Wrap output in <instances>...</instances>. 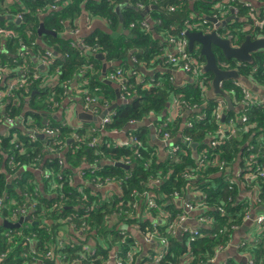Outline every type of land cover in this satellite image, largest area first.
Returning a JSON list of instances; mask_svg holds the SVG:
<instances>
[{
	"label": "trees",
	"instance_id": "trees-1",
	"mask_svg": "<svg viewBox=\"0 0 264 264\" xmlns=\"http://www.w3.org/2000/svg\"><path fill=\"white\" fill-rule=\"evenodd\" d=\"M2 1L0 0V7ZM30 1L26 0L27 9L30 8L28 14L20 8H15L16 11L13 8L6 11L0 8V15L7 14L14 17L22 15L23 17L20 23L8 19L0 21V29L16 32V36L10 39H4L0 35V50L3 49V52L0 53V68L5 67L10 70V68L17 67L16 54L26 48L21 44L27 45L26 39L32 34H34L32 38H35L40 20L31 7L33 9L38 6L44 7L55 2V0H33L30 7L28 5ZM252 1L264 3V0ZM71 3L57 9L44 21L47 30L60 32L63 29L62 21L74 22L84 11L88 12L90 18L107 21L110 30L97 31L88 37L86 42L95 49L88 51V57L81 56L79 50L72 49L68 41L61 37H44L46 48H52L54 51L48 50L55 54H53L55 61L50 69H47V72L52 73L56 69L59 72L60 81L58 80L57 85L52 87L54 92L52 89H37V82H34L28 100L26 97L29 87L16 93L17 100L8 98L3 101V105H0V125L11 118L17 120L24 116L27 117L26 121L30 119L27 121L26 131L13 129V133L17 135L14 142L11 138L0 137V199L4 200L0 207V264H54L55 258L47 256L49 251H53L55 254L63 253L68 263L74 260L78 262L83 257L81 262L84 264H105L104 262L113 253L112 248L119 243L121 238V236H117L113 242L111 239L109 240L116 234L105 225V216L109 214L110 210L120 207L124 211L131 212L132 210L123 207V201L129 205V202L137 200L144 211L146 209L144 196L149 193V195H154L153 200L156 203V208L149 212L150 216L155 218L160 212L168 210L166 212L171 216V219H174L177 215L186 212L182 208L174 209L173 202L178 201L179 197L187 198V184L194 187L195 192L200 191L207 196L206 202L209 207L198 212L200 213L198 219L209 217L215 224L208 227V225L199 223L200 226L191 228L199 230L201 236L196 241L190 242V232L182 231L180 234L177 232L169 234V224L161 219L156 220L162 224L160 232L167 240L168 246L167 253L164 254V258L159 264H208L215 258L217 247L223 245V250L228 248L232 242L233 232L246 222L245 218L248 213L252 215V212L258 211V214H264V180L255 182L253 186L245 187L258 188L256 200L252 201L250 198L240 200L238 194L241 186L237 182L231 184L229 181V178L232 177L236 179L237 173H226L217 177L218 169L211 164L197 172V179L190 180L185 177L190 172L184 174V170L195 167L197 164L195 156L183 140L178 142L183 150L176 157L160 161L156 157V152L148 146L145 137L147 135L146 128L139 127L129 131L130 142L122 146H116L115 142L110 139L101 141L97 135L101 131H115L124 128L130 122L139 123L153 117L157 124H160L164 120L166 121L169 113L177 110L179 117L170 127L172 136L175 137L180 132L183 116L187 114L186 122H193V126H186L182 135L188 136L192 142L198 143V154L208 151V155H210L211 152L216 154V151L212 150L210 143L206 140L210 139L211 134L219 129L218 121L222 123L220 124L222 127L230 120H236V126L242 130L238 132L237 136H228L219 148L220 152L218 150L217 153L231 166L241 150L245 148L240 169L244 170L250 167L245 162L248 158L246 149L249 145L260 147L261 142L264 145V109L257 106L248 108L247 103H244L246 102L245 92L249 91L253 100L261 103L263 100L258 98L245 82L235 79H227L222 82L223 94L209 96V91H213V74L205 72L202 70L203 68L200 69L197 76L188 75L191 80L185 86H179L168 70L176 71V69L164 64V53L166 51L169 53L170 37L177 41L184 38L181 32L185 28L186 20L193 18L194 26L191 31L211 33L214 31L215 20H225L226 22V19L232 16L233 7H236L239 13L232 21L226 22V25L218 28L217 33L221 37L232 36V43L235 46H240L247 36H251L252 39L264 37V26H255V22L252 20L253 18L260 21L264 19V4L257 7L252 2L245 0H71ZM247 3L251 4L253 11L246 7ZM216 5L220 9L215 7ZM172 7L175 9L171 10ZM224 7L226 10L222 11L221 8ZM224 13L226 14L223 15ZM119 27L120 30H118ZM245 28L248 31H245ZM35 47L37 51H45V48L40 45ZM213 50L223 69L237 70L242 77L250 80L260 89H264L263 51L253 53L251 62H241L235 59H226L220 49L216 47ZM188 51L199 57L198 61L201 65L205 63V58L201 55L199 48L194 47L193 51H190L188 47ZM31 52H34V49ZM86 58H88V65L85 64ZM131 62L136 67L144 69L159 67L167 70L164 71L160 81L155 80L150 84V81H147L140 72L130 69ZM107 65H109L107 71L110 74L123 70L124 77L127 79L128 90L125 93L127 100L126 104L124 103L122 106L115 103L117 100H122L120 84L117 83L119 78L112 81L108 74L104 80L100 79L99 71L103 66L106 68ZM222 65H226V67ZM84 66L86 67L85 71L88 70L87 75H84V78L88 79V97L106 106L107 112L116 111L112 122L104 127L94 125L91 128H94L92 133H90L91 129L88 131V145L87 143H77L72 139L76 133L82 135V131L68 128L55 121H52L51 127L55 128L52 131L57 135L40 138L43 135L35 127H41L40 132L43 133L51 128L49 125H43L44 121L36 120L41 117L38 114L39 109L43 108L49 112L50 107H53L54 104L61 105L66 98L68 88ZM38 73L46 75L43 71H38ZM133 73L135 75L131 76ZM8 78V76H4V81L0 83L1 91L7 88ZM114 83L118 85L117 88L113 86ZM227 96L230 97L237 109L230 110L228 108ZM38 98L43 102L39 106H37ZM220 100L224 102V119L217 121L215 111ZM26 102L29 103V106L26 105ZM89 104L93 105L94 102ZM245 113L249 118V123L246 124L250 127L249 130H246L245 125L240 123V119ZM164 114L166 116L159 119ZM93 119L96 120V118ZM73 132L75 133L73 134ZM32 133H34V138L31 139L29 135ZM35 134L40 136L35 137ZM137 137L141 144H138ZM131 139H136V141L132 142ZM93 141L96 143L92 146ZM64 142L66 143L64 147L68 149L65 158H50L44 165V172L53 173L50 182L46 181L44 177L46 183L44 187L43 183L38 184L37 180L36 182L33 180L35 186H31L30 181L34 177L29 172L9 181L8 177L13 174L12 172L22 169V166L38 163L40 159L43 161L48 152L58 151ZM248 142L249 145L246 146ZM133 145L139 148L138 154L134 153ZM20 151L23 154H20ZM7 155L14 157L17 155V159L12 165H10ZM62 158L64 165L61 162ZM256 159L258 164L264 162L260 154ZM123 161H130L128 169L117 165L119 162L124 164ZM83 164H88V167L82 170L85 173V180L88 181V195L84 189L79 191L78 187L71 184L76 178L74 173ZM98 164H102V166L93 167ZM36 165L38 164L31 167ZM256 165L252 164V166ZM57 174L64 177V181L61 183L62 187L51 191L53 194L49 196V187L54 190L51 185L54 182L53 177ZM105 180L120 186V193L115 194L112 204L107 202L101 190L90 187L96 181ZM154 180L156 183H153ZM40 185L43 188H40ZM200 198L190 201L198 204L202 200V197ZM220 207L225 209L223 214L218 210ZM22 210L25 212L22 213ZM23 214L29 215L30 221L25 222L19 228L11 229L1 223V220L8 216L12 219L15 216L21 217ZM69 216L72 217L76 225H81L83 222L88 224V234L85 240V242L88 240V255L83 249L82 236L76 231L70 234V230L66 228L64 220ZM125 218L130 224L140 220L139 216L136 218L125 216ZM198 219L196 220L198 221ZM150 223V219H147L142 226H151ZM260 235L258 241L254 242L250 241V238H246L237 245L240 253L249 256L245 258V264H250V257L255 259L254 264H260L259 255L264 257V233L261 232ZM127 236H129L127 243L138 241L132 235ZM161 239L160 237L159 244H162ZM61 240L65 246L59 251ZM242 243H245V246H240ZM123 247L127 249V244H124ZM91 251H94V255H91ZM3 253L6 254V257L1 260ZM149 254L154 255V250ZM147 258L148 255L142 257L138 264H144L145 260H149ZM131 264L136 263L133 261ZM220 264H243V262L227 259Z\"/></svg>",
	"mask_w": 264,
	"mask_h": 264
},
{
	"label": "crops",
	"instance_id": "crops-1",
	"mask_svg": "<svg viewBox=\"0 0 264 264\" xmlns=\"http://www.w3.org/2000/svg\"><path fill=\"white\" fill-rule=\"evenodd\" d=\"M33 2V0L30 1V3H28V5L31 7V3ZM54 3V1H53ZM52 3V4H53ZM72 4V3H71ZM51 5V4H50ZM50 5H46L44 7H36V8H32L31 9L36 13V15H38L39 17V25L36 29V35L35 38H32V36H34V34H32V36H28L29 38H27L26 40V44H21L22 47L25 46L27 49H29V66L31 68H38V71H43L46 73L45 76H43L45 79H47L46 81L42 82V81H34L37 82V89L43 90V89H52V87L57 85V82L59 80V72L58 70H54L52 73L49 71V73L47 72L46 67H43L40 64V56H42L46 50L51 49L52 51H54L52 48H46V44L44 43V37L46 36H53V37H61L62 39H65L68 41L69 45L71 46L72 42H77L78 39H85L87 40L88 37H90L92 34H94L97 31H109V23L105 20L99 19V18H90L88 15V12L84 11L82 14H80L79 17H77V20H75L74 22H68V21H62L61 25L63 26V29L60 32H56L54 30H47L45 25H44V21L47 20L56 10H52L50 9ZM2 9L6 10H10V9H14L15 8H20V9H24L23 11L26 12V14L29 13L30 8L27 9V5H26V0H3L2 1V5L1 7ZM29 10V11H28ZM16 11V10H15ZM1 17H5V21L8 19L10 21H15L16 23H20V20L17 19V16H9V15H0ZM10 17V19H9ZM1 21V20H0ZM3 22V21H2ZM41 25H43V27L49 31L52 32L54 34H49V33H43V34H39V29L41 27ZM15 30V29H14ZM118 30H120V27L118 28ZM16 33V32H15ZM30 34V33H28ZM16 36V34H15ZM14 37V36H13ZM4 38V37H3ZM4 39H8V38H4ZM10 39V38H9ZM36 45H40L42 47L45 48V51H37L35 48ZM197 48H199V45H196ZM72 48V47H71ZM34 49V52H31V50ZM73 49V48H72ZM19 51V48H18ZM17 51V53H18ZM166 51V50H164ZM169 51V48H168ZM3 52V49L0 50V53ZM31 52V54H30ZM20 53V52H19ZM18 54H16V56L18 57ZM54 54V52H53ZM55 55V54H54ZM2 56V55H1ZM83 56V55H81ZM85 57V56H84ZM16 63V61H15ZM85 64L88 65V58H86L85 60ZM35 65H37V67H35ZM205 65V63H204ZM118 66V65H117ZM109 68V65L103 66L101 71H99L100 73V79L104 80L106 75L110 74L109 71H107ZM135 68V69H134ZM130 69L132 70H137L138 72H140V74L147 80L150 81V84H152L155 80H161L163 77V74L165 73L164 71H166V68H159V67H155V68H141V67H136L134 65L133 62H131L130 65ZM86 67L84 66V68L80 70V72L78 73L76 79L74 80V82L71 84V86L68 88V93L66 94V98L64 99V101L62 102L61 105L58 104H54L53 107H50L49 112L44 110L43 108L39 109L38 114L41 115L40 119H36L39 122H43V125H49L51 130H55V128L51 127L52 125V121H55L56 123H60L68 128H76L80 131H82V135L83 137L86 138V143L88 142V131H90V129L92 127H94V125H100L101 126V119L102 116L106 114V109L104 105H101V103L99 101H95L93 105L88 103V99H86L88 97V79L85 77L84 75H87V71ZM170 71V73L173 75V80L175 81V83L179 86H185L190 80L191 77L188 76L186 73L181 72V71H173L171 69H168ZM204 70V68L202 69ZM10 74L7 75L10 80V78L13 77H18L20 75V66L18 65L17 67H13L10 68ZM143 71V72H142ZM42 77V78H43ZM60 81V80H59ZM248 82L245 83L249 89L261 100L264 101V89H260L259 87H257L255 84H252V82L250 80H247ZM33 82V83H34ZM114 87H118V85H116L115 83L113 84ZM32 84L30 85L29 89H28V96L26 97V100H28L30 98V93L32 91ZM209 96H215L216 93L214 91H209ZM91 96V95H90ZM37 106L43 104V102L39 101V98L37 99ZM126 101L123 100H117L115 103L118 105H124ZM126 104V103H125ZM233 104V102H232ZM26 105L29 106V103L26 102ZM228 106V104H227ZM234 106V104H233ZM235 108V106H234ZM237 109V108H235ZM164 116H166L165 114L162 115L159 119H162ZM93 118H96V120H94ZM24 119H27V117L22 116L21 118L17 119L16 121H14L13 124H9V123H4L2 125H0V135L3 134H8L10 132H13V129H19V130H24L26 131L25 125H24ZM224 119V118H223ZM30 119H28L27 121H29ZM218 121V119H216ZM145 121H150V123H148V125L146 126H142L143 128H146L147 130V135H145L148 146L150 148H152L155 152H156V157L160 160V161H164L167 158H171L170 154H169V149L172 148L175 145H179L178 142L182 141L185 142V136L182 135V131L183 129L186 127V121H187V114H185L183 116V124L181 126V130L180 132L177 133V135H175V137L173 139H171L170 142L164 141L162 140V138L159 136L158 132L156 131V125H157V121L156 119L153 118H149ZM143 121V122H145ZM165 121V120H164ZM223 121V120H222ZM131 123V122H130ZM129 123V124H130ZM138 122H135V124H137ZM142 123V122H139ZM219 126L218 128L221 126L220 121H218ZM90 124V125H89ZM228 124V123H226ZM223 124V125H226ZM127 126V125H126ZM126 126L124 128L118 129V133H114V131H101L100 133H98V137L102 140L105 139H110L111 141L113 140L116 144H129L130 142V138L128 136L129 131L134 130V129H129L127 131H125ZM152 126V129H151ZM140 127V128H142ZM234 127L237 128L238 126H236V124H234ZM40 128L41 127H35V129H37V131L39 133H41L43 135L42 138H47V137H53L52 135H49L48 133H43L40 132ZM94 129V128H93ZM90 131V133H92V130ZM75 132H73L74 134ZM97 133V132H96ZM39 135H35V137H37ZM72 139L74 140V137L72 136ZM76 141V140H75ZM137 141L138 143L141 144L140 139H138L137 137ZM206 142H210V139H207ZM195 143V142H192ZM191 143V144H192ZM186 144V142H185ZM190 145H187L191 151V153H193V155L196 158V166L195 167H189L187 169L184 170V174L187 172H192V171H199L198 170V160H199V154H198V143H196L198 146L196 148V150H194ZM249 145V142H248ZM66 146V143L64 142V145L62 147ZM60 147L58 151L55 152H48V155L44 158L43 161H41V159L38 162V165L35 167H31L34 166L36 163H32L26 166H23L22 169L16 171V172H12L13 174H10V176L8 177L9 181H13L16 178H19L21 175L25 174V173H31L33 175V179L30 181L31 186H35L33 183V180L36 182V180L39 183H43V187L45 186V182H44V165L46 163V161L50 158H60L63 157L65 158V153L68 150L66 147L62 148ZM68 147V146H67ZM243 148L241 150V153L238 154L236 160L231 164V168H232V172L233 173H240L241 171V163L243 160V152H244ZM220 157V156H219ZM63 158L61 159V162L64 163ZM177 160V159H176ZM41 161V162H40ZM222 161H226L223 160ZM88 167V164H83L81 166V168H78L76 170V173H74V175L76 174V178L75 181L73 183V186L75 185V187H78V189H80V191H82V189H84V192L86 193V195H88V181H86L84 179H79L77 177V175H80L83 173V169ZM219 170H217L218 172ZM161 175V174H160ZM218 176H222L221 172H218L217 175ZM158 178V177H156ZM186 179V178H185ZM189 179V178H188ZM194 178H191V180H193ZM197 179V178H196ZM153 183H156V180L153 181ZM86 184V185H84ZM253 186V184H250L246 181L242 182L239 186H241L240 191H239V199H243V198H250L252 201L256 200L257 195H258V190L256 187L253 188H245L247 186ZM40 185V188H43ZM51 187L54 189L53 184L51 185ZM85 187V188H84ZM186 189L188 190L187 192V199L188 200H194L196 201L197 198L201 197V192L200 191H194V187L190 186L189 184H187ZM104 190V191H103ZM101 190L102 194L105 197L107 196V192L108 189L105 190L103 189ZM51 191H55L52 190L49 187V196H51V194H53V192ZM114 194H117V190H113ZM86 197V196H85ZM149 197L153 198L154 195H150ZM106 199V198H105ZM177 200V199H176ZM4 202V200H2V203ZM174 205V209L176 208H183V204L180 203V199H178V201L173 202ZM137 208V210H136ZM114 208L111 211L114 212ZM168 211V210H166ZM166 211H162L160 212L157 217H143V221H146L147 219H150L151 222H153L154 220H158V219H170L169 216L167 215L168 212ZM137 212L138 216L141 217L143 210L141 209L140 205L138 204V207L136 206L133 209V214ZM1 213V212H0ZM259 212L255 211L252 212V219L255 216L261 215L258 214ZM200 213L195 212L189 215L187 221L183 222L181 225L176 226V232L178 234H180L185 228H194L196 226H200V224L198 223V221L196 219H198ZM29 220H27L26 222L30 221V216L29 215H24L21 217H13L12 219L10 218V216H8L7 218H4L1 220V223H3L4 225L6 224V222L8 223H17L20 221V219L22 218H28ZM118 218V217H116ZM122 222V225L125 224V229L129 232H131V225L128 222L127 219H121V221H116V224L113 225L111 227V231L116 232V234H114L111 238H109V240L111 239V241L113 242L114 240H116L117 236H119V229L117 227H120V223ZM25 223V222H24ZM23 223V224H24ZM159 224H161L159 222ZM162 225V224H161ZM152 226V225H151ZM15 229V228H14ZM260 233L261 231H259L257 225L253 222V220L250 221H246L244 222L240 227H238L232 235V242L228 245V248L223 250L218 256L216 255L215 258H213L209 263L212 264H220L223 263L224 261H226L227 259H233L235 261H237L235 259V256H241L246 258V256H244L242 253H240L237 249V245L240 243V241L246 239V238H250V241H258L260 239ZM70 234H73L72 232H70ZM118 234V235H117ZM72 237H74L72 235ZM75 238V237H74ZM73 238V239H74ZM87 239V237L82 238V240H84V245L88 246V240L87 242H85V240ZM155 245H147L145 243H141V248L139 251V254L135 257L134 259V263L138 264V262L141 260L142 257L147 256L150 251L155 250ZM115 247L112 248V255L109 256V258L106 260V262H104L105 264H117L116 262V258H115ZM57 254V253H56ZM24 256V254H23ZM239 261V260H238ZM54 264H78L76 260L72 261L71 263L66 262V260H60V261H55Z\"/></svg>",
	"mask_w": 264,
	"mask_h": 264
},
{
	"label": "built area",
	"instance_id": "built-area-1",
	"mask_svg": "<svg viewBox=\"0 0 264 264\" xmlns=\"http://www.w3.org/2000/svg\"><path fill=\"white\" fill-rule=\"evenodd\" d=\"M71 4V0H55L54 4L50 5V9L52 10H57L60 7H66L68 5ZM253 4V3H252ZM219 8V6H217ZM246 7L248 9H250L251 11H253V8L251 7L250 3L246 4ZM175 8H171V10H174ZM220 9V8H219ZM222 11L226 10L225 7L221 8ZM239 13L238 9L236 7H233L232 10V16L230 17H236V15ZM226 13H224L223 15H225ZM234 14V15H233ZM17 19L22 20L23 17L22 15L17 16ZM228 19V18H227ZM226 19V20H227ZM193 18L188 19L185 21V28L182 30L181 35L184 36L183 39L181 40H175V38L170 37L169 41L171 42V46L169 47V53L166 51V53H164V64L167 66H170L172 68H175L177 71H181L186 73L187 75H191V76H197L200 73V69L204 68V64L201 65L198 61L199 57L197 55H193L188 51V47H189V41L187 39L186 36V32L191 31V29L193 28V23H192ZM255 22V26H259V27H263L264 26V19L262 21L253 18L252 19ZM216 23L213 26V30H218L219 25L221 23H225V22H220L215 20ZM225 21V20H224ZM146 27L147 24H146ZM245 31H248L247 28H245ZM0 35L4 38H12L13 36H15V33L13 30H9V29H0ZM219 35V34H218ZM220 36V35H219ZM222 38H229L231 39V41H233V37L232 36H226V37H222ZM262 38V37H259ZM234 45V44H233ZM235 46V45H234ZM71 47L74 49H77L80 51V54L88 57V51H94L95 49H93L90 45H88V43L86 42L85 39H78L77 42H72ZM29 52L27 48H23L22 51H20L17 60H16V64L20 66V75L18 77H13L10 78V80H7V88L3 91L0 90V102H2L4 104V100L6 99H12V100H17V96L16 93L21 90V89H27L28 87H30V85L34 82V81H46L47 79H45L43 76L45 75H41L37 72L36 68H31L29 66ZM40 64L43 67L49 68L50 66L53 65L55 59H54V55L53 52L51 50H47L42 56H40ZM223 67H226V65H222ZM10 70L5 68V67H1L0 68V83L4 81V76H7L10 74ZM135 75V73L131 74V76ZM43 77V78H42ZM116 78H119V80L117 81V83L120 84V88L122 91V100L126 101V97H125V93L128 90V85H127V79L124 77V71L123 70H119L116 73H112L109 75V79L112 81H115ZM222 87V84L221 86ZM52 92L53 89H52ZM245 98H246V102L247 103V107L250 108L252 106H257V107H264L263 103L258 102L256 100H253L250 92H245ZM86 99H88V103H93L95 102V100H93L90 97H87ZM221 102L218 104V107L215 111V117L216 119H222L223 118V111H224V102L222 100H220ZM254 101V103H253ZM243 103V104H244ZM116 115V111H110L107 112L106 116H104L101 119V125L102 127L110 124L113 120V117ZM179 117L178 115V111H172L171 113H169V116L167 117L166 121H163L160 124L156 125V131L158 132L159 136L162 138V140L170 142L171 139H173L174 137L172 136V132L170 130L171 124L176 121V119ZM201 118V116H200ZM203 119V117L201 118ZM14 121H16L15 119H8L7 123L9 124H13ZM24 121V125L25 127L28 126V122L26 121V119L23 120ZM236 120H230V122L227 125H222V127H219V129L214 133L211 134L210 137V147L212 148L213 151H216V154H213L211 152L210 155H208V151L207 152H202L201 154H199V160H198V170L201 168H204L206 166H209L211 164H213L214 166L217 167V169L219 170L218 172H221L222 174H230L232 173V168L229 166V164L226 161H222V159L219 157V153L218 150L221 147V145L225 142L226 138H228V136H237L238 132L241 131L242 129L237 127H234ZM249 123V118L248 115L245 113L241 119H240V123H242L243 125H245V129L249 130V126H247L246 124ZM130 124H135V122H131ZM186 126L187 127H192L193 126V122H186ZM46 133H48L49 135L52 136H56L57 133H55L52 130H47ZM114 133H118L117 130L114 131ZM4 138H11L13 140V142L17 139V135L16 133L10 132L8 134H3ZM36 135V134H35ZM29 137L32 139L34 138V133H32V135H29ZM74 140H76L77 143H86V138L83 137V135H80L78 133H76L74 135ZM1 141V139H0ZM132 142H135L136 139H131ZM185 142L187 145H190L192 143V140L190 137L186 136L185 137ZM96 143V141L92 142V146ZM139 144V143H138ZM88 145V142H87ZM116 146H122L120 144H116ZM260 149H258L255 145H249L248 146V150L251 152L250 156H248V158L245 160V162H247L248 165H250V167L245 168L244 170H241L240 173H243L242 175L240 173H237V178L234 179L229 178V181L231 184L237 182L239 183V185L246 181L250 184H254L255 182L259 181V180H264V162L262 164H258V161L256 159V157L258 156V154L262 155L263 157V161H264V145L261 142L260 143ZM18 148V147H17ZM134 148V153L136 152L138 154L139 152V148L136 145H133ZM183 150L182 146L179 145H175L172 148L169 149V154L170 157H176L178 155V153H180ZM220 152V150H219ZM20 154H23L22 151L19 152ZM8 160L10 165L13 164V162L17 159V155L12 156V155H7ZM121 163V162H119ZM123 163L125 165H130V161H123ZM255 163L257 164L256 166H252V164ZM38 164V163H36ZM62 165H64V163H62ZM37 166V165H36ZM23 167V166H22ZM197 172L198 171H194V172H190L188 174L185 175L186 178H189L191 180V178L196 179L197 177ZM44 177L46 181H51V175H53V173L51 172H44ZM77 177L79 179H84L85 177V173H82L80 175H77ZM53 187L54 190L61 188V183L64 181V177L60 174L55 175V177H53ZM95 182V181H94ZM99 183V184H97ZM71 184H73V182H71ZM112 185H117L119 190L117 191V193H120V186L118 184L115 183H111L109 180L102 182V181H96L95 182V187L97 189L99 188H106ZM258 190V188H257ZM80 191V190H79ZM202 195V193H201ZM149 193L145 194V198H146V209L142 212V215L140 217V220L135 222V223H131V232L127 231L125 229V224L122 225V222L120 223V228L119 229V236H121L119 243L116 245L115 247V258H116V262L117 264H131L135 257L139 254L140 248L138 249V246H141V243H145L147 245H155V250H154V255L148 254V258L149 260H145L144 264H159V262L164 258V254L167 253L168 250V246L166 243V239H164L163 235H161V224H157V222L154 220L151 223H154L152 226H146L143 227L142 225L144 224L143 221V217H151L149 214V211H151L152 209L156 208V203L153 200V198L149 197ZM200 198V197H199ZM178 199H180V203L183 204V208L185 209L186 212H184L181 215H177L174 219H171V216L169 214H167L169 216L170 219H163V221L167 224H169L170 227V232L169 234H175L176 233V226L181 225L183 222L187 221L188 217L190 214L195 213V212H199V211H203L208 209L209 204L207 202L204 203L203 199L198 203H194L190 200H188L187 198L184 197H179ZM201 199V198H200ZM134 204H136V202H134ZM3 205L2 203V199H0V207ZM136 206L133 205L132 207V211H124L126 213L125 216H129V218H131V214H133V209ZM220 213H224V208L220 207L218 208ZM25 210H22V213H24ZM111 217H121L122 214L121 212H113L111 215ZM127 219V218H125ZM246 221H250L253 220V222L257 225L259 231H261L262 233H264V214L255 216L253 219L251 217V215L248 213L246 218ZM156 222V223H155ZM64 223L66 225V228H68L70 230V232H77L79 235L82 236V238L86 237V235L88 234V224L86 222H83L81 225H76L73 220L72 217L69 216L68 218H66L64 220ZM198 223L203 224V225H208V227L213 226L215 224V222H213V220L209 217H204L201 219H198ZM184 232H190L191 233V237H190V242L196 241L197 239L200 238L201 236V232L199 230H193V229H189V228H185L183 230ZM127 235H132L133 237H135L138 241H134V242H130L127 243L126 241L129 239V236ZM161 239V243L159 244V238ZM122 243V244H121ZM121 244V245H119ZM127 244V249H124L123 245ZM164 244V246L162 247V245ZM263 245V244H262ZM261 245V246H262ZM65 245H63V241H60V245L58 247V250L60 251V249L64 248ZM240 246H245V243H242ZM83 249L84 251L87 253L86 255H88V246L83 244ZM224 247H221V249L216 253V255H219L222 251H223ZM94 253V251H93ZM157 253V254H156ZM47 256L49 257H54L56 261H60V260H65V256L63 253L58 252L57 254H55L53 251H49L47 253ZM246 257H249L248 255H244ZM6 254L3 253L1 255V260L5 259ZM87 257V256H86ZM84 257V258H86ZM83 258V257H82ZM82 258L77 262L78 264H82L81 260ZM124 259H126V261H124ZM249 259H251L250 264H254L255 263V259L250 257ZM259 262L260 264H264V257H261L259 255Z\"/></svg>",
	"mask_w": 264,
	"mask_h": 264
},
{
	"label": "water",
	"instance_id": "water-1",
	"mask_svg": "<svg viewBox=\"0 0 264 264\" xmlns=\"http://www.w3.org/2000/svg\"><path fill=\"white\" fill-rule=\"evenodd\" d=\"M245 1L252 2L257 7L262 6L264 4V3H256V2H253L252 0H245ZM154 8H157V7L154 6ZM232 18L233 17H229L226 20V22H229ZM0 20L5 21V17H1ZM43 33L54 34L52 32L47 31L43 27V25H41L39 29V34L41 35ZM186 37L189 41L190 51H193L194 47H196V45H199L200 53L205 58L204 71L210 72L213 74L212 85H213V88L216 94H223L220 86L224 80L235 79V80L243 81L245 83H247L248 81L245 77H242L237 70L223 69L220 66L218 59L216 57V54L213 50L214 47L220 49V51L222 52V55L226 59L228 60L235 59L241 62H251L253 60L252 59L253 53L259 52V51L264 52V37L258 38V39H252L251 36H247L245 41L240 46H234L231 39L229 38H222L221 36L218 35L216 30L212 31L211 33H204L203 31H198V32L188 31L186 32ZM226 101L228 104V108L230 110H234L235 108L232 104L230 97L227 96ZM148 123H150V121H145V122L137 123V124H128L126 126L125 131L129 129H136L142 126H146L148 125ZM151 129H152V126H151ZM40 138H42V136H40ZM197 146L198 145L196 143L191 144V147L194 150H196ZM117 165L125 167L126 169L129 168L128 166H125L122 163H117ZM99 166H102V164H98L93 167H99ZM90 187L94 189L93 186H90ZM27 220H29V217L22 218L17 223L6 222L5 225L6 227L11 228V229L19 228ZM236 259L242 261L243 264H245L244 257L237 255ZM208 264H212V263H208Z\"/></svg>",
	"mask_w": 264,
	"mask_h": 264
},
{
	"label": "rangeland",
	"instance_id": "rangeland-1",
	"mask_svg": "<svg viewBox=\"0 0 264 264\" xmlns=\"http://www.w3.org/2000/svg\"><path fill=\"white\" fill-rule=\"evenodd\" d=\"M215 7H217V5L215 6ZM233 20V18L230 20V21H232ZM229 21V22H230ZM220 22H225V21H220ZM222 25H226V22L225 23H221L220 25H219V28L220 27H222ZM253 103H254V101H253ZM263 103V105H264V101L262 102ZM0 105H3V103L2 102H0ZM263 109H264V107H262ZM248 123V122H247ZM0 137H2V138H4V135H0ZM5 139V138H4ZM247 142V141H246ZM246 146H248V143L246 144ZM245 146V147H246ZM257 148H258V145H255ZM258 149H260V147L258 148ZM246 152L248 153V156H250V154H251V152L248 150V149H246ZM241 175L243 174V173H240ZM105 181H107V180H105ZM105 181H102V182H105ZM97 184H99V183H97ZM92 186H93V188H96L95 187V184L93 183L92 184ZM97 189V188H96ZM103 189H105V190H107L108 189V192H107V196L108 197H105L106 199H107V202H110L109 204H112L114 201H112L114 198H115V194H114V192H113V190H119V188H118V186L117 185H112V186H109V187H106V188H99V189H97V190H103ZM104 191V190H103ZM201 197H202V199H203V201H204V203L206 202V200H207V196L206 195H201ZM124 202V204H123V207L124 208H126V209H130V210H132V207H133V205L134 206H137V204H138V201L137 200H135V201H131V202H129V205L127 204V203H125V201H123ZM134 202H136V204H134ZM115 210H114V212H121V214H122V216L121 217H118V218H116V217H111L110 216V214H112L113 213V211H111V212H109V214H107L106 216H105V218H106V221H105V225L107 226V227H109L110 229H111V227L113 226V225H115L116 224V221H121V219H124V217H125V214L124 213H126V212H124V210L122 209V208H118V207H115L114 208ZM150 212V211H149ZM200 212V211H199ZM104 213V212H103ZM138 215L137 214H131V218H136ZM156 221V220H155ZM157 222V224H159V222L158 221H156ZM155 222V223H156ZM154 223H150V225H153ZM221 247H223V245L222 246H220V247H217L216 249H217V251H216V253L221 249ZM138 249L140 248V246H138L137 247ZM91 253V255H94V253H93V251H91L90 252ZM157 254V253H156ZM82 264H84V263H82Z\"/></svg>",
	"mask_w": 264,
	"mask_h": 264
}]
</instances>
